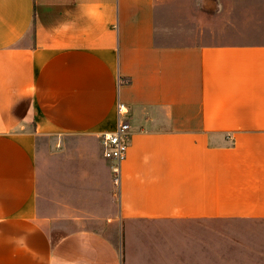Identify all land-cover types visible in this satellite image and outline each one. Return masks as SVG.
<instances>
[{
  "label": "crops",
  "instance_id": "crops-1",
  "mask_svg": "<svg viewBox=\"0 0 264 264\" xmlns=\"http://www.w3.org/2000/svg\"><path fill=\"white\" fill-rule=\"evenodd\" d=\"M118 102L116 186L99 134ZM45 141L64 187L49 218ZM217 250L264 264V0H0V264H217Z\"/></svg>",
  "mask_w": 264,
  "mask_h": 264
},
{
  "label": "rangeland",
  "instance_id": "rangeland-1",
  "mask_svg": "<svg viewBox=\"0 0 264 264\" xmlns=\"http://www.w3.org/2000/svg\"><path fill=\"white\" fill-rule=\"evenodd\" d=\"M45 150L40 153L38 156V177H37V209L40 215L45 217H54L62 214L63 211V180H62V171L60 167L62 166V156L58 153V147L53 148L50 146L48 141L44 142ZM46 147L51 152H47ZM56 221V220H47V222ZM58 221V220H57ZM59 223L62 224L66 229L71 228V224L68 220H59ZM220 225L223 221H217ZM222 230V229H220ZM221 232V231H218ZM168 233V232H167ZM173 243L175 239L180 243L181 235L175 232H169L166 234ZM190 240L185 239L184 244H187ZM223 242V241H221ZM225 242L223 243V245ZM222 245V248H223ZM223 251L217 250V264H226L223 259Z\"/></svg>",
  "mask_w": 264,
  "mask_h": 264
},
{
  "label": "built area",
  "instance_id": "built-area-1",
  "mask_svg": "<svg viewBox=\"0 0 264 264\" xmlns=\"http://www.w3.org/2000/svg\"><path fill=\"white\" fill-rule=\"evenodd\" d=\"M117 123L113 130L99 134L103 156L109 160L113 182L120 183L121 164L126 157L129 146L130 125L125 120L126 107L118 102L116 106Z\"/></svg>",
  "mask_w": 264,
  "mask_h": 264
}]
</instances>
